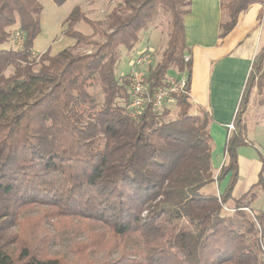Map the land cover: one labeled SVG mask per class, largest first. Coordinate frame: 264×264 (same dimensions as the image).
Here are the masks:
<instances>
[{
    "label": "trees",
    "instance_id": "trees-1",
    "mask_svg": "<svg viewBox=\"0 0 264 264\" xmlns=\"http://www.w3.org/2000/svg\"><path fill=\"white\" fill-rule=\"evenodd\" d=\"M51 1L60 7L67 0ZM252 4L221 3L219 39ZM158 7L170 17L169 31L147 70L148 90L166 87L172 67L186 71L187 81L172 97L173 119L166 105H147L134 119L125 109L127 77L119 82L115 67L120 48H134ZM189 8L186 0H119L105 21H93L76 6L63 30L74 44L50 55L33 49L38 0H0V264H264V212L252 209L264 194L263 155L257 182L232 198L238 149L249 146L244 118L251 96L264 92V41L222 148L224 163L213 174L212 116L189 114ZM81 22L91 34L75 29ZM15 26L20 47H7ZM225 179L219 195L201 192ZM230 201L232 215L223 216ZM73 232L80 234L56 248Z\"/></svg>",
    "mask_w": 264,
    "mask_h": 264
},
{
    "label": "crops",
    "instance_id": "crops-1",
    "mask_svg": "<svg viewBox=\"0 0 264 264\" xmlns=\"http://www.w3.org/2000/svg\"><path fill=\"white\" fill-rule=\"evenodd\" d=\"M186 1L190 3V12L184 17L185 42L190 48L192 59L190 97L193 99L196 113L199 112V109H203L211 114L213 122L209 127L210 135L216 144L219 139L218 147L223 148L229 134L227 127L232 124L250 65L264 41V0H254V4L239 15L235 28L223 39L218 38L219 25L225 18L221 3L227 0ZM224 69L231 72L235 70V73H241L243 76L239 78L240 85L237 89V96L234 100L227 101L229 102L228 106L224 105L227 118L218 120L211 108L210 91L215 81L222 82L221 76ZM170 72L171 70L167 74ZM213 78L215 79L213 80ZM252 126L255 131L252 130V134L250 125L247 126L249 146L238 149L239 173L232 194L233 200L240 198L257 182L261 169L258 154L264 156V153L258 149L260 137H257V134L260 136V133L264 131V120L254 122ZM250 135L254 140L250 139ZM246 148H253L254 151L246 153L244 151ZM219 155L218 167L220 168L224 163L223 151ZM226 182L227 179L220 183H212L203 188L201 192L219 195ZM262 200H264V196H262ZM228 205L233 207V202H228ZM252 209L256 210L253 205Z\"/></svg>",
    "mask_w": 264,
    "mask_h": 264
},
{
    "label": "rangeland",
    "instance_id": "rangeland-1",
    "mask_svg": "<svg viewBox=\"0 0 264 264\" xmlns=\"http://www.w3.org/2000/svg\"><path fill=\"white\" fill-rule=\"evenodd\" d=\"M38 2L42 6V12L40 14L41 32L34 40V53L40 54L49 49L50 55H54L57 52L74 44V41L72 39L63 35V30L66 28L64 21L74 7H79L89 20L105 21L106 16L113 8L118 5L119 0H98L92 2L88 0H67L60 7L55 6L51 0H38ZM169 22V15L158 7L147 29L143 30L139 34V40L137 44H135L134 48L130 51L120 48L119 60L115 67V76L119 82H121L122 79L126 78L129 74L131 70L130 63L135 58V55L138 52H150L153 66L156 62L159 61L160 54L163 51L168 38ZM75 29L87 35L92 33V30L82 22L77 24L75 26ZM12 31V36L7 47L19 48L20 44H18V40L14 37V33H16L17 31V26L13 27ZM103 31H105V29L96 34V36L94 37L95 42L100 43L103 41ZM88 50H93V47L88 48ZM88 50L85 51L89 52ZM174 70L176 69H173L170 74H167L169 80H171L175 76L176 73ZM10 73H12L11 69L7 70L5 75H8ZM242 76L243 75L241 73H235V70L231 72L230 70L226 71L224 69V73L222 71L221 76L222 82H219V80H217L211 86V108L218 120H224L227 118V115L224 111V105L228 106L229 102L227 101L229 99L234 100L237 96V89L240 85L239 78H242ZM214 79L215 78H213V80ZM90 92L96 97L98 103H100L102 100L100 89L97 86H92L90 88ZM262 99L264 101V92L260 97L256 95L251 96L248 112L244 118V121L248 124L247 126L250 125L251 134L253 133L252 130L254 129V127L252 126L253 123L264 120V102L262 105L259 104V100ZM190 103L191 109L189 111V114H197L196 110L194 109L195 105H193V99L191 97ZM166 108H168L171 112L170 119H173L176 112L174 101L172 100L167 102ZM256 134L257 132L255 133V135ZM257 137H260L258 149L264 153V131L260 133V136L257 134ZM250 139L254 140L252 135H250ZM218 143L216 144L213 142L212 144L211 171L213 174H215L219 168V154H222V147H218ZM255 145H257V143H255ZM244 151L248 153V151L252 152L254 151V149L246 148ZM260 195L261 196L258 197L257 200L253 203V207L256 209L254 210V212L263 210L264 208V200H262V196H264V194L260 193ZM232 209V206L226 204L221 214L223 216H231ZM79 234V232L67 233V235H64V238L61 239V242L57 244L56 248H63L70 239H73ZM263 259L264 257L262 256V260Z\"/></svg>",
    "mask_w": 264,
    "mask_h": 264
},
{
    "label": "built area",
    "instance_id": "built-area-1",
    "mask_svg": "<svg viewBox=\"0 0 264 264\" xmlns=\"http://www.w3.org/2000/svg\"><path fill=\"white\" fill-rule=\"evenodd\" d=\"M14 37L21 43L22 35L19 32L14 33ZM188 58H185L187 61ZM153 66L151 54L148 51L138 52L130 63L131 70L127 75L129 99L125 106L127 113L132 117H138L149 105L153 109H160L167 102L173 100V95L181 91L186 84V71H175V76L168 82L166 87L154 89L151 93L148 90V84L145 82L147 70ZM175 69L172 67L170 70ZM230 133L233 130L232 124L227 127ZM225 208V207H224ZM233 212V209L231 210ZM264 212V208H263ZM264 261V259H263Z\"/></svg>",
    "mask_w": 264,
    "mask_h": 264
}]
</instances>
